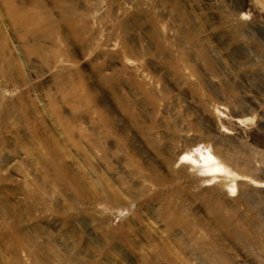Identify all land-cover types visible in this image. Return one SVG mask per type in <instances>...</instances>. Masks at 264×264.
Segmentation results:
<instances>
[{"label": "rangeland", "instance_id": "1", "mask_svg": "<svg viewBox=\"0 0 264 264\" xmlns=\"http://www.w3.org/2000/svg\"><path fill=\"white\" fill-rule=\"evenodd\" d=\"M0 264H264V0H0Z\"/></svg>", "mask_w": 264, "mask_h": 264}]
</instances>
